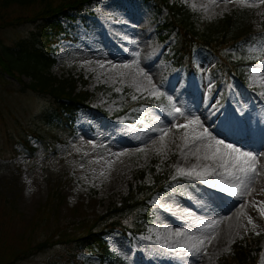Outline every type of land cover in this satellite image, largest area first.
<instances>
[{
  "label": "rangeland",
  "instance_id": "rangeland-1",
  "mask_svg": "<svg viewBox=\"0 0 264 264\" xmlns=\"http://www.w3.org/2000/svg\"><path fill=\"white\" fill-rule=\"evenodd\" d=\"M170 1H178L197 13L199 26L204 27L228 14L245 11L247 17L239 24L238 31L261 30L264 27V3L260 0H238L236 3H225V0ZM241 3L258 6L241 7ZM163 16L156 13L151 1L98 0L76 14L74 20H60L63 33L53 42L52 54L56 62L50 71L58 77H75L77 92L87 91L89 98L78 113L76 131L69 141L57 144L54 149H46L31 138L34 152L21 145L17 146L19 154L16 158L0 157V191L15 199L18 211L28 222L35 218L37 210L55 187H59L65 195L64 204L57 210L59 219L85 220L88 225L90 220L121 205L131 188L150 186L156 181V176L172 174L173 164L190 166L179 155L184 145L181 137L185 129L169 123L170 120L176 124L185 121L167 116L174 107L186 110L190 118L199 117L212 134L217 127L232 128L245 136L247 143L241 147L243 150L264 153V97L259 95L264 92V80L260 78L264 74V63H261L264 45L244 46L246 55L257 59L248 66L246 81H241L234 74L228 76L218 72L219 58L200 48L192 58L193 67L187 69L173 55L174 35L165 41L162 39L166 32H160L158 25ZM21 35H27L26 31L5 30L0 34L4 43L10 45ZM107 62L130 64L132 67L116 71L111 70ZM141 69L145 76L137 75ZM120 72L125 75L121 77ZM156 76L159 80L155 86L163 95L150 97L144 91L152 88L147 85L149 82L145 77ZM133 77L142 86L139 93L131 86ZM0 78H5L0 87L4 90V98L12 101L11 108L18 112L17 116L21 110L24 117L41 110L42 100L27 90L24 95L17 96L16 101L11 97V94L18 95L23 90L20 80L1 70ZM23 78L27 84L32 80L30 76L23 75ZM115 88H122V91L118 93ZM131 94L143 96V99L152 98L154 102L120 114L125 99ZM169 96L172 97L171 103ZM213 104L218 106L215 111L211 107ZM26 107L29 110L23 109ZM158 116L159 120L156 119ZM9 120L14 122L13 117ZM158 127L170 129L163 140L159 133L150 130ZM194 127L197 131L202 130L189 126V136ZM139 148L144 151H136ZM116 153L124 154L117 157ZM260 164L264 165V157L260 159ZM170 186L167 193L152 197V221L145 233L125 236L116 231L107 237L111 250L119 258L127 264H219V259L232 251L233 244L253 235V247L261 250L259 264H264V231H261L264 219L253 207L244 211L258 226L256 231L260 232L259 235L252 231L247 216L234 215L241 201L184 178L173 180ZM250 188L251 195L244 200L249 204L253 200H264V192H261L264 174ZM215 195L233 199L234 202L214 204ZM196 198L202 206L194 201ZM157 201L170 207L172 212L161 208ZM188 201L194 204L190 205ZM224 217L230 219H222ZM212 220L222 222L209 229L207 222ZM165 225L173 231L187 228L189 234L198 237L211 236L214 232L215 238L211 243L205 241L204 251L193 256L177 247L184 242V238L169 236L168 244L175 252L181 253L177 257L168 247H162L168 235L163 230ZM78 256L83 264H99L98 258L91 254L81 252ZM49 264L53 263L50 261Z\"/></svg>",
  "mask_w": 264,
  "mask_h": 264
},
{
  "label": "trees",
  "instance_id": "trees-1",
  "mask_svg": "<svg viewBox=\"0 0 264 264\" xmlns=\"http://www.w3.org/2000/svg\"><path fill=\"white\" fill-rule=\"evenodd\" d=\"M95 1L98 0H0V34L16 29L27 34L21 35L12 45L5 44L0 36V70L16 77L24 87L11 97L16 101L17 96L24 95L27 90L43 102L37 113L24 117L21 110L17 116L18 112L11 108L12 101L4 98V90L0 87L1 158H16L17 146L21 145L34 152L31 138L46 149H54L74 135L78 112L86 106L89 93L77 92L75 77H58L51 73L50 68L56 62L52 46L63 31L60 20H74L76 14ZM146 1L152 2L157 14L166 11L158 28L166 32L162 36L164 41L174 35L172 49L176 61H181L187 69L192 68V58L200 48L219 58L218 72L228 76L234 74L241 81L248 79V66L255 60L246 55L244 46L264 45V27L238 31L239 24L247 17L245 11L228 14L203 27L199 26L197 13L178 1ZM23 75L32 78L29 84L25 83ZM4 82L5 78H0V84ZM223 100L226 101V97ZM153 102L152 98L136 102L128 98L119 113ZM156 177L150 186L131 188L121 205L90 220L88 225L85 220L59 219L57 210L65 200L59 187L49 192L46 202L29 222L18 211L15 199L0 191V264H49L50 261L53 264H83L78 256L81 252L98 257L100 264H125L110 250L106 237L115 231L125 235L145 232L152 221L151 197L166 191L172 182L171 173ZM254 240L255 237L249 235L233 244L232 251L222 256L219 264H259L261 250L253 247Z\"/></svg>",
  "mask_w": 264,
  "mask_h": 264
},
{
  "label": "snow or ice",
  "instance_id": "snow-or-ice-1",
  "mask_svg": "<svg viewBox=\"0 0 264 264\" xmlns=\"http://www.w3.org/2000/svg\"><path fill=\"white\" fill-rule=\"evenodd\" d=\"M238 0H225V3H236ZM260 3H264V0H260ZM257 4H243L241 3V7H257ZM134 43V42H133ZM244 59H248V57H243ZM99 63V62H98ZM111 65V70L118 71L120 68H131L130 64L123 65H115L111 64V62H107ZM135 63V62H134ZM261 63H264V57L261 59ZM100 66L103 68L104 64L101 63ZM125 73L120 72V76L123 77ZM139 76H145L143 69L137 73ZM148 82L151 84V77H145ZM261 80H264V74L261 75ZM132 87L136 89V92H141L142 86L137 83L135 77L132 80ZM114 91L121 92L122 88H115ZM148 93L150 97H156L159 95H163L158 91L155 85H152V88L144 89ZM260 96L264 97V92L259 93ZM131 100L143 99V96H138L136 94L130 95ZM169 103L172 101V97H168ZM159 107V105H157ZM213 110H217V105L213 104L211 106ZM169 117L182 118L185 123L176 124L174 121H169V123H173L176 128L185 129L184 134L181 139L184 140L183 148L180 149L179 155L184 159L188 160L190 157L195 159V162L192 163L188 167H184L181 164H173V173L171 174V178L176 180L177 178H184L188 180L190 183L193 181L200 182L204 186L218 190L220 193H225L227 196L232 197L241 201L236 209L235 214H241L247 216V222L252 224V231L254 234L259 235L260 232L256 231L257 225L253 223L252 217L244 211L247 207H253L258 215L264 219V207H260V205H264V200L255 201L249 204L243 198L251 195L252 189L250 185H252L255 180L264 174V165L260 164V159L264 157V153H255L252 151H245L241 147H237L235 144L226 143L223 139H218L216 136L212 134L208 127H205L203 123L200 121L199 117L190 118L186 115V110H182L180 107H174L172 112L167 113ZM157 120L160 117H156ZM189 126H197L200 131H197V128L194 127L192 129V134L189 136L187 129ZM151 131H155L160 134V139L163 140V137L167 135L170 131L167 127H158L155 129H150ZM155 143V141H153ZM191 145V147H190ZM187 149L188 151H185ZM138 152H143V148L136 149ZM124 153H116L117 157L123 155ZM159 151H157V155H159ZM159 168V166H157ZM261 192H264V188L261 189ZM190 198V197H189ZM161 208L166 209L169 213L172 212L170 207H166L165 205L159 204V201L156 202ZM201 203L202 206V202ZM191 215V213H188ZM222 219H230V217H224ZM199 223H206L204 221H198ZM222 220H212L207 222V227L209 229H214L215 226L221 223ZM164 232L168 235L165 236V244L162 247H168L170 251L175 252V249L171 248V245L168 244L169 236L174 237H182L184 238V242L178 244L177 247L186 250L187 254L196 256L202 251H204L205 241L211 243V240L215 238V233L213 232L211 236L204 235L202 237H198L195 235L189 234V229H176L173 231L167 225L164 226ZM264 231V229H261ZM242 238V237H241ZM227 250V249H226ZM175 255L179 257L181 255L180 252H175Z\"/></svg>",
  "mask_w": 264,
  "mask_h": 264
},
{
  "label": "bare ground",
  "instance_id": "bare-ground-1",
  "mask_svg": "<svg viewBox=\"0 0 264 264\" xmlns=\"http://www.w3.org/2000/svg\"><path fill=\"white\" fill-rule=\"evenodd\" d=\"M159 80V76H156V77H151V84L148 83L147 85L151 86L152 85H156ZM214 132V136H216L218 139H223L225 140L226 143H232V144H235L237 147H244L246 145V138L245 136L241 135V133L239 132H235L233 131V129L231 128H222V127H217L213 130ZM187 149H185L186 151ZM181 160L183 162H185L186 164L188 165H191L192 163L195 162V159L194 158H189L188 160H184L182 157H181ZM257 183V181H256ZM227 197H224L222 195H215V198L213 199L214 201V204H217V205H222L221 203L223 201H229L230 203H233L234 200L233 199H230V198H227L228 200H226ZM194 201H198V198H196ZM188 203L191 205H193V201H188ZM183 206V205H182ZM175 209H178V207H176ZM189 211V210H188Z\"/></svg>",
  "mask_w": 264,
  "mask_h": 264
}]
</instances>
